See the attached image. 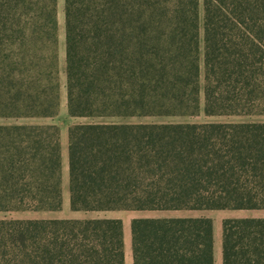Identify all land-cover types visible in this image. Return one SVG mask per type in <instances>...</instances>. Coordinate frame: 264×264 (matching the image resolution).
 <instances>
[{"label": "trees", "instance_id": "1", "mask_svg": "<svg viewBox=\"0 0 264 264\" xmlns=\"http://www.w3.org/2000/svg\"><path fill=\"white\" fill-rule=\"evenodd\" d=\"M63 18L70 118L264 116V0H63ZM60 92L59 0H0V118H56ZM67 167L72 212L264 210V122L74 123ZM62 207L61 128L0 125V212ZM131 246L214 264L213 221L134 218ZM221 252L264 264V218L224 219ZM125 259L121 219H0V264Z\"/></svg>", "mask_w": 264, "mask_h": 264}, {"label": "rangeland", "instance_id": "2", "mask_svg": "<svg viewBox=\"0 0 264 264\" xmlns=\"http://www.w3.org/2000/svg\"><path fill=\"white\" fill-rule=\"evenodd\" d=\"M202 4V0H200ZM59 23H60V94L61 108L60 114L56 118H0V125H33V124H56L62 132L63 139L66 145H62V193L63 207L56 212H0V219L7 218H104L113 216V218L121 219L124 225L125 253L126 258L130 257L131 264V221L136 215H144L150 212L138 211H109V212H72L69 209L68 196V167H67V139L68 127L74 123H92V122H129V123H208V122H264V116H207L202 111L197 116L191 117H130L122 118H70L66 109V88H65V73H64V18H63V0H59ZM203 86V78H202ZM203 106V95H202ZM185 213L188 216H204L210 218L214 225V264H222L221 252V234L222 221L226 218H264V210H204V211H177ZM156 214L169 215L173 212H155ZM126 264L129 261L126 260Z\"/></svg>", "mask_w": 264, "mask_h": 264}, {"label": "crops", "instance_id": "3", "mask_svg": "<svg viewBox=\"0 0 264 264\" xmlns=\"http://www.w3.org/2000/svg\"><path fill=\"white\" fill-rule=\"evenodd\" d=\"M65 129H62L61 130V145H66L65 143V140L63 139V136H62V132L64 131ZM67 144H68V139H67ZM185 211V210H184ZM138 212H144V211H138ZM147 212H150L149 215L148 214H144V215H136L135 218H164V217H197V216H188L187 214L185 213H180V212H177V211H147ZM155 212H173L174 216H172V214H169V215H165V214H156ZM200 217H204V216H200ZM107 218H113V216H110ZM115 218V217H114ZM118 219V218H117ZM134 219V218H133ZM124 226V225H123ZM222 235V234H221ZM126 255V253H125ZM131 256H132V253H131ZM129 261V264H130V257L129 258H126L125 261ZM131 264H133V259L131 257Z\"/></svg>", "mask_w": 264, "mask_h": 264}]
</instances>
